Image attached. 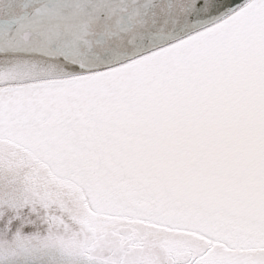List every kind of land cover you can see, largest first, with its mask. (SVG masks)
<instances>
[{"label": "snow or ice", "instance_id": "1", "mask_svg": "<svg viewBox=\"0 0 264 264\" xmlns=\"http://www.w3.org/2000/svg\"><path fill=\"white\" fill-rule=\"evenodd\" d=\"M0 264H264V0H0Z\"/></svg>", "mask_w": 264, "mask_h": 264}]
</instances>
